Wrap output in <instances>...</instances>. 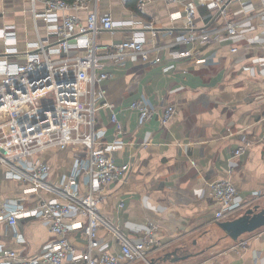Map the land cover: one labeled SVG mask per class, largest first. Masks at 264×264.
Wrapping results in <instances>:
<instances>
[{
    "label": "crops",
    "instance_id": "crops-1",
    "mask_svg": "<svg viewBox=\"0 0 264 264\" xmlns=\"http://www.w3.org/2000/svg\"><path fill=\"white\" fill-rule=\"evenodd\" d=\"M102 1L101 12H110L114 18L130 15L127 3ZM261 5L260 0H231L225 17L199 7L195 17L198 29L219 28L226 21L240 22L236 34L224 32L218 41L194 45V53L189 57L171 58L164 49L157 51L161 57L157 63L145 64L131 55L104 66L110 76L100 86L124 127L125 144L114 153V159L119 164L128 163L121 178L101 190L97 202V213L112 226L111 229L103 224L97 231L98 237L108 243L109 252L120 253L114 230L138 241L150 220L158 227L160 245L147 256L156 264H264V227L234 241L217 225L218 221L233 219L246 207L264 200ZM36 7L42 8V4L37 2ZM177 8L164 0L146 5V16L153 22L157 44L170 42L171 36L183 26L182 19L171 22L168 18L169 11ZM79 14L84 17L85 11ZM4 25L14 27L18 50L36 38L35 26L41 33L45 31L40 19L35 25L29 0H0V27ZM171 26L172 35L166 31ZM128 34V30L102 32L99 40H120ZM232 46L235 51H231ZM141 96L156 107V114L144 123H139L138 112L130 107ZM168 103L174 104L176 111L163 123L159 117L163 104ZM110 111L102 108L96 116L97 125L105 129L108 140L116 137L109 121ZM243 139L250 144L231 158ZM36 157L50 166L48 181L59 184L72 171L75 152L70 147H50ZM223 177L236 186L235 200L241 207L217 220L214 213L218 205L210 194V183ZM25 187L21 181L7 177L0 164V200L34 206L38 196L25 191ZM78 189L81 193L86 191L83 180H79ZM256 191L260 194L253 198ZM41 195L55 196L48 191H42ZM65 220L84 221V217L72 213ZM67 237L78 250L86 249L82 230L71 231ZM50 238L48 222L41 218H19L14 226L0 222V243L24 255L38 253ZM241 240H246L245 248L239 246ZM175 248L179 255L188 256L177 261L159 259ZM121 264L143 263L122 259Z\"/></svg>",
    "mask_w": 264,
    "mask_h": 264
},
{
    "label": "built area",
    "instance_id": "built-area-1",
    "mask_svg": "<svg viewBox=\"0 0 264 264\" xmlns=\"http://www.w3.org/2000/svg\"><path fill=\"white\" fill-rule=\"evenodd\" d=\"M29 1L35 25L40 19L44 33L35 26L36 38L18 50L14 27H0V164L6 176L24 183L25 191L37 195L38 202L26 207L21 201L0 200V222L14 226L19 218H41L48 222L52 238L32 255L0 243V264H121L122 259L151 264L148 252L160 245L153 221L146 223L138 241L114 230L119 239L118 254L109 252L108 243L97 235L103 224L112 229L97 213L100 192L128 169V163L119 164L114 159V153L125 144L124 127L100 86L110 76L104 66L131 55L145 64L157 63L161 61L157 51L164 49L171 58L189 57L194 45L218 41L224 32L236 34L240 21H226L219 28L198 29L195 24L199 7L225 17L231 0H164L178 6L169 11L168 18L171 22L182 19L183 26L170 42L162 44L156 43L153 22L146 16V5L153 0H135L134 7L128 8L130 15L123 18L101 12L100 0ZM119 1L126 5L129 0ZM37 2L42 8L36 7ZM260 2L259 12L264 13V0ZM79 11H85L84 17ZM116 30H128L129 34L120 40L100 42V33ZM166 31L172 35L174 28ZM235 50L232 46L231 51ZM130 107L138 112L139 123L156 114V107L144 96L133 100ZM102 108L111 109L109 121L116 137L110 140L106 139L105 129L97 125L96 116ZM175 111L174 104H163L159 119L164 123ZM242 142L231 158L250 144L248 139ZM50 147H70L75 152L72 171L59 184L48 181L50 166L36 157ZM79 180L86 185L84 193L78 189ZM42 191L55 196L43 197ZM236 193V186L227 177L210 183V194L218 205L215 219L241 207L235 200ZM259 194L256 191L252 196L257 198ZM72 213L84 217V221L65 220ZM79 229L86 238L84 250H78L67 237ZM246 245V240L239 242L241 248Z\"/></svg>",
    "mask_w": 264,
    "mask_h": 264
},
{
    "label": "water",
    "instance_id": "water-1",
    "mask_svg": "<svg viewBox=\"0 0 264 264\" xmlns=\"http://www.w3.org/2000/svg\"><path fill=\"white\" fill-rule=\"evenodd\" d=\"M217 225L223 230L226 236L237 241L243 234L253 232L264 227V200L257 201L254 204L243 209L241 213L233 219L218 221ZM188 255H179L177 249L165 252L159 259L165 261H177L186 258ZM151 264H156L153 260Z\"/></svg>",
    "mask_w": 264,
    "mask_h": 264
},
{
    "label": "trees",
    "instance_id": "trees-1",
    "mask_svg": "<svg viewBox=\"0 0 264 264\" xmlns=\"http://www.w3.org/2000/svg\"><path fill=\"white\" fill-rule=\"evenodd\" d=\"M134 3H135V0H129L127 2V5L129 6V8H133L134 7Z\"/></svg>",
    "mask_w": 264,
    "mask_h": 264
},
{
    "label": "rangeland",
    "instance_id": "rangeland-1",
    "mask_svg": "<svg viewBox=\"0 0 264 264\" xmlns=\"http://www.w3.org/2000/svg\"><path fill=\"white\" fill-rule=\"evenodd\" d=\"M105 1V0H104ZM103 1L102 0H100V3H102Z\"/></svg>",
    "mask_w": 264,
    "mask_h": 264
}]
</instances>
